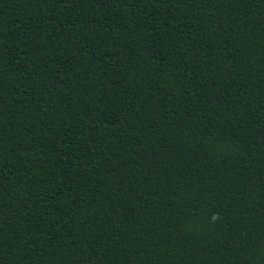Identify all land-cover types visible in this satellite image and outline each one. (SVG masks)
Returning a JSON list of instances; mask_svg holds the SVG:
<instances>
[{"label": "trees", "instance_id": "1", "mask_svg": "<svg viewBox=\"0 0 264 264\" xmlns=\"http://www.w3.org/2000/svg\"><path fill=\"white\" fill-rule=\"evenodd\" d=\"M0 264H264V0H0Z\"/></svg>", "mask_w": 264, "mask_h": 264}]
</instances>
